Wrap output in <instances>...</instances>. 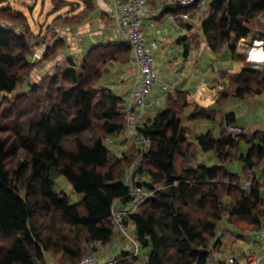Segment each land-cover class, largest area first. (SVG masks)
<instances>
[{"label":"trees","instance_id":"obj_1","mask_svg":"<svg viewBox=\"0 0 264 264\" xmlns=\"http://www.w3.org/2000/svg\"><path fill=\"white\" fill-rule=\"evenodd\" d=\"M205 1L202 28L215 52L229 48L244 58L236 52L241 38L255 30L264 40V0ZM54 7L63 6L55 2ZM28 52L27 37L0 24V93L14 92L29 76ZM131 55L125 42L88 49L81 64L70 61L50 76L44 93L34 88L31 94L40 106L27 129L0 137V264H33L34 257L41 264L47 252L60 262L80 264L94 244L112 240L117 229L113 206L118 199L124 204L130 200L124 179L139 148L119 157L108 145L128 123L123 98L101 80L109 62ZM234 82L237 97L264 93V65L247 63ZM167 101L166 109L139 127L151 145L137 173L144 189L154 194L129 219L136 241L149 249L145 264H209L221 243L217 235L223 220L243 228L264 225L260 183L244 188L242 175L228 167L237 159L245 176L264 174V131L232 134L225 126L217 137L210 131L191 135L183 125L184 109L191 103L188 94L169 93ZM215 114L213 108L196 106L192 117L212 119ZM232 119L234 114L227 115L228 122ZM69 138L72 148L65 146ZM243 143L247 150L242 151ZM198 150L214 151L221 164L199 162ZM59 179L81 199L74 202ZM124 256L112 264H140L137 255Z\"/></svg>","mask_w":264,"mask_h":264},{"label":"crops","instance_id":"obj_2","mask_svg":"<svg viewBox=\"0 0 264 264\" xmlns=\"http://www.w3.org/2000/svg\"><path fill=\"white\" fill-rule=\"evenodd\" d=\"M76 1L78 5L74 16H81L76 18L77 25L66 26L62 29L63 32H60L57 36L63 39L67 50L71 48L77 57L79 56L81 59L88 49L97 45L126 43L123 32L117 22V14L121 12L118 4L123 0ZM150 1V6L153 9L157 8L161 3V0ZM204 11H207V8ZM204 11H199L195 7L187 9L176 6L170 9L165 8L156 18L155 28L145 27L146 40L148 42L154 39L158 40V46L154 49L158 77H160L163 68L172 70L171 61L174 52H177L176 56L179 59H184L183 69L186 67L182 74H176L175 71L171 72L172 81H158L160 87L158 90L156 89L155 95L160 98V101L153 105H147L144 108L146 119L154 117L159 111H163L168 107L167 97L169 93L184 91L191 99V103L184 109L183 117L186 118V115L190 113L191 118L194 119L192 122L194 126L203 123L200 126L203 131L208 130L210 127L209 122L204 123L201 119L192 117L195 107L199 106L213 108L216 111L215 117L221 113L225 120L220 123L221 131L225 126L227 128L231 125L241 128L243 132H247L238 124L235 115L234 119L230 120V122L227 121V115L233 114L227 113L230 107H226L227 109L222 111L218 110L217 107L226 105V99L236 96L233 92L235 87L234 76L241 72L247 63L253 67L264 65V40L255 30L249 36L241 38L237 43L236 52L244 58L235 57L229 48L223 49L220 53L215 52L208 44L203 32ZM176 44H180L181 46L179 45L177 49L174 46ZM182 44H184V47H182ZM72 61L74 60L72 59ZM191 63H194L193 69L191 68ZM200 68H203L204 75L198 74ZM137 79V70L129 60L115 59L106 65V71L101 84L111 88L123 98V110L126 113L131 101L132 90L137 84ZM166 84L170 86L168 90H165L163 87ZM246 98L258 104L261 99L264 101V93L254 94ZM136 110L138 111L139 109ZM183 125H185L184 122ZM258 129L254 126L248 133ZM259 130L264 131V126ZM208 131L211 132L210 129ZM192 138L193 136H191ZM107 143L110 148L114 147L115 151H113L119 157L124 152H129L133 147L139 148L141 145L140 139L128 129L121 134L112 136ZM203 152L205 151L198 150V161L203 163H206L207 160L212 161L208 156H203ZM234 160L237 159L228 162V167L229 163ZM217 162L221 164L220 159ZM231 170L233 171V169ZM244 172L245 170H243V175L241 176L242 187L252 181L254 183L258 182L260 183L261 191L264 193V174L251 171L245 176ZM237 173L239 172L237 171ZM115 203L117 207L124 205V202L120 199L116 200ZM127 225L129 234L135 237L136 240L134 222L128 219ZM263 226L253 229L251 225L243 228L233 224V231L229 230L228 232L219 225L217 239H220L221 243L213 252L209 264H223L229 257H234L239 262H245L247 260V253L249 252L260 256V264H264V240L260 235V230ZM91 249L90 252L96 255L97 264H112L124 259V254L135 255L136 252V255L140 258L139 263L145 264L149 253L148 248H142L137 241L135 243V241L131 240L119 229H116L112 240L108 244L98 242ZM41 264L68 263L60 262L55 255L47 252L44 263Z\"/></svg>","mask_w":264,"mask_h":264},{"label":"rangeland","instance_id":"obj_3","mask_svg":"<svg viewBox=\"0 0 264 264\" xmlns=\"http://www.w3.org/2000/svg\"><path fill=\"white\" fill-rule=\"evenodd\" d=\"M148 1L149 5H151V1ZM55 2L63 7L56 10L54 7ZM77 5L78 3L76 0H0V24L8 26L14 29L18 34L27 37L29 48L28 59L31 62L29 76L18 84L17 89L12 93H0V127H2V129H0V137L11 136L16 129H27L30 119L37 112V106H40L35 104V97L31 94L34 88L37 87L39 91L44 93L43 89L48 83L50 76L57 72L59 73L61 69L67 68L72 59L76 61L77 64L82 63L83 56L80 59L71 48L67 50L62 42V38L57 37L60 32H63L62 29L66 26L71 27L77 25L78 22L76 19H72L75 17L74 13L77 12ZM205 12L206 11H204V13L201 12L203 13L204 19L206 17ZM50 45L53 47L51 48L52 50L48 52V47ZM179 45L180 44H176L174 46L178 49ZM182 47H184V44H182ZM98 52L105 51L101 50ZM176 55L177 52L172 54V70L163 68L160 77H158V81L171 80V72L173 71H175L176 74H182V72L185 71L186 67L183 69L184 59H179ZM186 65L189 67L188 64ZM193 66L194 63H191V68ZM198 74L204 75L203 68L199 69ZM159 87V83L154 86L151 99L156 98L155 92ZM226 100L227 104L220 105L217 109L222 111L224 109L226 110V107H230L227 113H233L235 115L238 124L247 131L246 133H248L249 130L251 131L254 126L259 129L264 126V101H262V99L258 104L253 103V101L247 98L241 99L237 96L230 97ZM42 104H46L45 101H43ZM218 115L215 119L208 117L201 118L204 123L209 122V129L216 137L221 133L220 123L225 121L221 113ZM193 120L190 113L183 119L191 135L195 133H206V131L209 130H201L200 126L203 123L194 126V123H192ZM4 124H7V127H5ZM85 137L89 138L90 133H87ZM65 146L68 148L74 146L72 138L66 140ZM241 147L242 149L244 148L242 151L247 150V143H243ZM111 149L114 150V147L112 146ZM203 156H208L209 159H212V161H206L207 165L219 163L217 162L219 160L218 156L212 150L203 152ZM130 167L131 164L127 166L126 175L129 173ZM229 167L233 169V171H238L239 174L243 175L244 166L242 161L234 160L229 163ZM144 178L145 176H143V180ZM141 179L142 177H140V180ZM57 182L60 183L61 187L69 194L74 202L81 199L82 195L76 193L69 183L62 179H59ZM252 183L254 182L252 181ZM232 225V222L225 219L221 222L220 227L229 232V230L233 231Z\"/></svg>","mask_w":264,"mask_h":264},{"label":"built area","instance_id":"obj_4","mask_svg":"<svg viewBox=\"0 0 264 264\" xmlns=\"http://www.w3.org/2000/svg\"><path fill=\"white\" fill-rule=\"evenodd\" d=\"M118 5L121 8V12L117 14V22L123 32L126 43L132 50L130 61L138 73L137 84L132 90L131 101L126 112L128 130L140 139L141 145L138 156L132 162L129 173L124 179V182L130 188V200L121 207H117L115 203L112 216L115 227L136 243L135 237H132L128 232L127 220L138 210L146 198L154 194V192H148L144 189L140 181V175L137 173L139 165L151 145V139L141 132L139 127L146 120L144 108L160 101L159 97L150 99L154 86L158 83L154 54V49L158 46V40L154 39L148 42L144 29L145 27L155 28L156 18L165 8L178 5L182 7L197 5L199 11H204L207 8V2L205 0H161L159 6L154 9L149 5L148 0H123ZM163 87L168 90L170 86L166 84ZM136 109L139 110L137 111ZM227 130L232 134H239L242 131L241 128L231 125L227 127ZM252 184L250 182L244 188H248ZM260 235L264 240V226L260 230ZM260 263V256L249 252L245 262H239L234 257H229L223 264ZM80 264H97L95 253L90 252L85 255Z\"/></svg>","mask_w":264,"mask_h":264},{"label":"water","instance_id":"obj_5","mask_svg":"<svg viewBox=\"0 0 264 264\" xmlns=\"http://www.w3.org/2000/svg\"><path fill=\"white\" fill-rule=\"evenodd\" d=\"M32 262H33V264H39V261H38V259H37L36 257H34V258L32 259Z\"/></svg>","mask_w":264,"mask_h":264}]
</instances>
